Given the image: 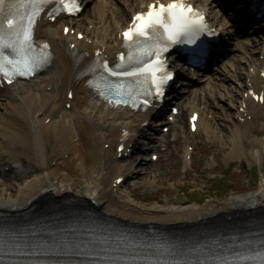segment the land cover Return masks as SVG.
<instances>
[{
	"label": "bare ground",
	"instance_id": "obj_1",
	"mask_svg": "<svg viewBox=\"0 0 264 264\" xmlns=\"http://www.w3.org/2000/svg\"><path fill=\"white\" fill-rule=\"evenodd\" d=\"M84 1V12L78 17L42 18L38 22L35 38L50 42V65L29 80L0 87V210L15 213L42 202L57 209V202L72 198L128 222L177 227L264 214V175L248 196L202 204L144 206L135 203V194L124 189V182L113 185L119 176L134 178L138 166V160L120 158L117 147L125 143L138 152L139 137H147L148 128L143 123L157 108L135 111L102 100L85 84L87 77H81L88 58L69 49L67 43L74 41L78 49L89 54L104 48L113 56L119 49L122 28L132 14L153 0ZM191 1L208 12L224 38H232V46L218 58L219 70L209 67L190 73L187 82L177 81L183 87L174 102L181 113L174 116L173 123L165 119L155 125L171 123L173 134L158 130L149 139L148 154L140 161L143 169L161 146L169 150L187 139L192 133L190 121L187 119L186 131L181 114L193 111L199 113L197 130L202 129L208 137L220 134L222 144L229 145L226 160L242 157L252 162L264 156V101L259 103L251 95L254 90L264 91V20L247 29L227 13L230 0ZM65 25L75 32L64 35ZM78 31H83L85 38L77 39ZM69 90L73 91L71 99L67 97ZM171 115L169 112L168 118ZM6 165L10 173L4 176ZM156 182L157 175H152L145 184Z\"/></svg>",
	"mask_w": 264,
	"mask_h": 264
},
{
	"label": "snow or ice",
	"instance_id": "obj_2",
	"mask_svg": "<svg viewBox=\"0 0 264 264\" xmlns=\"http://www.w3.org/2000/svg\"><path fill=\"white\" fill-rule=\"evenodd\" d=\"M48 3L49 0H0V74L9 82L16 75L33 74L50 55L46 43L38 48L33 40L36 17ZM61 7L69 13L77 12L80 10L79 0H58L57 8ZM204 31H208L204 14L187 0H169L168 3L161 0L159 4L153 0L146 11L135 13L124 31L128 51L119 54V63L110 66L104 60L100 65L104 69L100 76L103 83L97 86L103 89L105 96L118 97L117 102L122 103L146 93L154 92L163 97L164 85L174 75L168 71L163 54L176 43H186L193 46L189 49L192 59H199L205 52L196 37ZM126 66L127 70H124ZM105 73L113 77H132L135 83L111 80ZM149 102L144 100L145 104ZM132 103L139 107L135 100ZM259 256L258 264H264V252ZM102 264L119 262L105 261ZM217 264L225 262L218 260Z\"/></svg>",
	"mask_w": 264,
	"mask_h": 264
},
{
	"label": "rangeland",
	"instance_id": "obj_3",
	"mask_svg": "<svg viewBox=\"0 0 264 264\" xmlns=\"http://www.w3.org/2000/svg\"><path fill=\"white\" fill-rule=\"evenodd\" d=\"M231 13V10H227ZM240 25V24H239ZM252 25L247 26V29ZM92 27V25H90ZM220 63L214 68L219 70ZM1 111V108H0ZM212 118V114H209ZM182 125L187 131L188 114H181ZM164 130L162 127H154L156 130L164 131L167 135L173 134L172 126ZM155 130H150L147 135L152 136ZM173 140V136L169 138ZM140 150L133 153L132 159L138 160L134 172V178H127L124 181V189H131L135 194V203L144 206L161 204H182L198 202L224 201L229 198L248 196L258 188L259 182L264 175V156L258 161H249L245 158L225 159V154L229 150V145L222 144V135L208 137L199 129L196 132L188 133L187 139L172 145L171 149L161 146L157 150L159 158L147 162L145 169L140 161L147 156L150 146L146 137H141L139 141ZM186 150L192 151V162L186 159ZM140 163V164H139ZM19 164V163H18ZM10 173L9 165L4 167V176ZM228 174L225 182L236 187L235 191H230L226 196L217 197L210 185L214 180L223 178ZM152 175H157V182L153 185L145 184ZM137 177V178H135ZM18 181H21L19 179ZM137 182L136 184H134ZM168 201V202H167Z\"/></svg>",
	"mask_w": 264,
	"mask_h": 264
},
{
	"label": "trees",
	"instance_id": "obj_4",
	"mask_svg": "<svg viewBox=\"0 0 264 264\" xmlns=\"http://www.w3.org/2000/svg\"><path fill=\"white\" fill-rule=\"evenodd\" d=\"M228 174H225L223 178H220L218 180H214V182L211 183L210 188L213 190V193H215L218 196H225L230 191H235L236 187L231 184H228L225 182V179Z\"/></svg>",
	"mask_w": 264,
	"mask_h": 264
}]
</instances>
